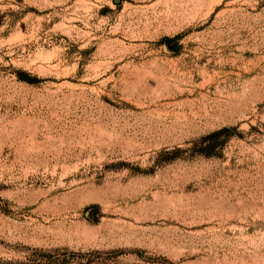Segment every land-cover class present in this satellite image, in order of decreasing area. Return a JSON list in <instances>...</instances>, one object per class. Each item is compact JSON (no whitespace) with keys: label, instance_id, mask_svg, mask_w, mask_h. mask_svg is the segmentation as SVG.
<instances>
[{"label":"rangeland","instance_id":"374dc122","mask_svg":"<svg viewBox=\"0 0 264 264\" xmlns=\"http://www.w3.org/2000/svg\"><path fill=\"white\" fill-rule=\"evenodd\" d=\"M0 264H264V0H0Z\"/></svg>","mask_w":264,"mask_h":264},{"label":"trees","instance_id":"16d2710c","mask_svg":"<svg viewBox=\"0 0 264 264\" xmlns=\"http://www.w3.org/2000/svg\"><path fill=\"white\" fill-rule=\"evenodd\" d=\"M171 41H173V38H169V37H166L165 38V42L167 43H170ZM19 79H21L22 81H26V82H29V83H34L36 80L34 78H32L31 76H29L28 74H22L21 76H19ZM228 131L227 128L225 129H222L218 132V134H222L224 132ZM212 137L211 136H206L204 139H211Z\"/></svg>","mask_w":264,"mask_h":264},{"label":"water","instance_id":"95a60500","mask_svg":"<svg viewBox=\"0 0 264 264\" xmlns=\"http://www.w3.org/2000/svg\"><path fill=\"white\" fill-rule=\"evenodd\" d=\"M121 0H115V2H120Z\"/></svg>","mask_w":264,"mask_h":264}]
</instances>
